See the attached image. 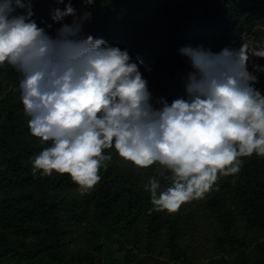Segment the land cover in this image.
<instances>
[{"label":"clouds","instance_id":"clouds-1","mask_svg":"<svg viewBox=\"0 0 264 264\" xmlns=\"http://www.w3.org/2000/svg\"><path fill=\"white\" fill-rule=\"evenodd\" d=\"M55 4L49 18L60 27L49 34L30 0H0V68L20 73L29 134L47 144L30 158L33 177L67 174L85 194L112 161L111 149L138 170L159 167L144 185L147 212L172 214L219 178L234 183L243 158L264 157V94L255 87L264 65L249 70L251 58H264V40L218 53L180 48L191 67L184 94L154 104L129 51L84 33L91 12L78 15L72 0ZM164 179L170 185L161 190Z\"/></svg>","mask_w":264,"mask_h":264},{"label":"trees","instance_id":"trees-1","mask_svg":"<svg viewBox=\"0 0 264 264\" xmlns=\"http://www.w3.org/2000/svg\"><path fill=\"white\" fill-rule=\"evenodd\" d=\"M99 1L116 22L111 30L92 36L129 51L148 81L154 104L160 98L171 103L184 93L191 67L180 48L203 46L218 53L225 47L238 48L256 27L264 28V0H134L126 13L122 9L128 0ZM30 2L33 19L54 34L60 27L49 18L55 0ZM21 78L11 66L0 68V264H98L96 258L102 264H137L127 254L115 258L104 247L117 244L126 253L133 246L151 255L162 243L166 259L184 264L186 253L179 239L188 216L183 205L172 214H148L149 194L136 171L113 150H105L113 159L85 194L78 193L67 174L33 177L30 158L47 144L29 134L20 99ZM255 87L264 94V73L258 74ZM169 185V180H162L161 190ZM199 200L214 217L216 244L238 249L234 264H264V157L243 158L234 183L232 176L221 177ZM86 225L103 239L94 244V253L74 247ZM249 250L260 261H250Z\"/></svg>","mask_w":264,"mask_h":264},{"label":"rangeland","instance_id":"rangeland-1","mask_svg":"<svg viewBox=\"0 0 264 264\" xmlns=\"http://www.w3.org/2000/svg\"><path fill=\"white\" fill-rule=\"evenodd\" d=\"M83 0H72L73 7L77 10L79 15L83 11L91 12V19L84 25V33L93 35H100L112 29L116 20L113 19L106 11V5L99 0H94V3L87 8L82 7ZM134 4V0H128L122 13H126L127 10ZM68 19H71L69 17ZM264 40V28L256 27L250 35L241 41L238 48L242 43L251 44L253 41ZM264 65V58H251L249 62V70H252V65ZM184 94V93H183ZM125 166L133 168L139 176V183L145 185L151 176H155L160 171L157 165L149 166L146 169H136L131 164L122 161ZM78 193L81 194L80 191ZM185 215L188 216L187 224L183 226V233L179 239V244L186 253V262L184 264H216L222 261L228 264H234V260L239 257L238 249H231L226 246L224 249L220 248L215 240L218 234L217 225L214 217L201 206L200 200L196 199L191 202L183 204ZM241 229V228H240ZM94 228H90L87 225L82 227L78 234L76 242L74 243L75 249H85L93 252V246L95 243L103 240L102 237L98 239L96 233H93ZM164 243L159 244L153 250L151 255H146L143 248H135L130 246L125 253L119 249V246L115 244L112 248L108 249L104 247V252L111 253L115 258L122 259L127 257L133 263L137 264H173V262L166 259L167 250L164 248ZM249 260L255 262L260 261L256 253L253 250L247 252ZM246 254V255H247ZM98 259V264H102V260ZM252 264V262H250ZM254 264V263H253Z\"/></svg>","mask_w":264,"mask_h":264}]
</instances>
